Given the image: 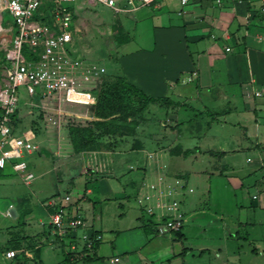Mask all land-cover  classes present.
<instances>
[{"label":"crops","instance_id":"crops-1","mask_svg":"<svg viewBox=\"0 0 264 264\" xmlns=\"http://www.w3.org/2000/svg\"><path fill=\"white\" fill-rule=\"evenodd\" d=\"M168 1L135 11L110 9L119 18L123 35H117L113 44H109V47L114 45L116 52L108 49L116 58L117 50L126 51L119 56V77H125L146 95L163 97L168 102L151 103L144 115L137 117L134 130L120 135L123 141L114 150L76 153L69 138L63 142L77 154L75 166L65 164L71 177L70 186L79 194V200L70 203L68 209L86 221L85 227L76 231L78 239L70 241L79 252L84 232L98 231L103 234V241L91 253L80 252L76 256V252H70L68 243L40 224L41 219L49 216L51 203L62 201L63 194L57 190L41 196L37 189L22 187L4 173L9 169V174L15 172L8 166L1 172L0 198L15 200L5 209L0 207V264H47L53 259L54 264H60L67 254L74 264H151L143 251L152 243L153 236L168 237L171 244H179L165 250L168 261L160 264H189L188 256L200 257L195 264H264L263 0H222L221 3L194 0L187 11L181 9L178 13L183 19L181 23L163 10ZM84 7L94 5L79 8L85 10ZM90 10H85V14H91ZM148 19H153L150 31L140 30L139 26H146ZM135 35L139 36V42ZM131 42L136 45L127 47ZM86 59L97 63L105 72H116L115 60L113 66L111 61L99 64ZM193 71L198 75L183 84L181 79ZM258 90L263 91L262 95H255ZM156 114H159L158 120ZM185 136L192 137V146H185L182 141ZM133 139L138 145L132 144ZM190 157L200 165L192 168V172L182 162ZM171 159L181 165L168 163ZM59 165L55 164L56 170ZM75 167L80 168L78 176L70 173ZM123 175L124 182L120 180ZM152 175L158 179L165 177L167 184L175 177L176 181L180 180L176 186L179 198L190 192L187 199L180 198L185 216L180 231L160 232L164 218L157 215L144 218L146 212L137 199L149 191V184L154 182L148 181ZM217 178L223 179L218 180L219 186L215 184ZM190 179L201 185H188ZM93 180L99 181L101 190L91 206L89 195L95 194L90 184ZM207 183L208 187L203 189L210 199L215 191L223 197L214 209L211 202H205L203 207L193 196L197 188ZM8 184H11L9 188L2 187ZM181 186L184 187L180 189ZM128 190L132 191L131 195ZM22 194H29L34 200L24 218L17 201ZM67 194L72 195L71 191ZM111 194L118 201H129L134 196L139 213L131 214L128 234L138 235L139 243L125 240L120 244L123 231L115 228L112 231L120 248L106 244L107 240L114 239L107 238L105 229L96 226L95 217L99 203L108 200L105 195ZM119 205L125 209L122 201ZM87 211L93 212L92 221ZM101 212L104 213L103 208ZM36 219L37 227L28 232ZM11 249L17 251L14 258L6 256ZM114 258L119 261L112 263Z\"/></svg>","mask_w":264,"mask_h":264},{"label":"built area","instance_id":"built-area-1","mask_svg":"<svg viewBox=\"0 0 264 264\" xmlns=\"http://www.w3.org/2000/svg\"><path fill=\"white\" fill-rule=\"evenodd\" d=\"M45 1L0 0V22L6 26L0 25V30L11 33L10 42L5 47V75L0 83V169L11 166L16 173L23 175L27 184L32 183L36 174L30 170L25 154L37 151L39 147L32 129H21L19 124L24 116L20 114L21 88L30 96L41 97L40 105L30 108L39 112L52 126L67 124L71 116L77 115L76 108L89 110L98 103L97 79L102 69L97 63L88 61L79 51L74 37L76 12L71 6L101 4L121 12L158 5L162 0H50L54 3L49 13L52 16L50 22L41 18L45 14L42 11ZM193 1L180 0V4L185 8ZM217 2L221 3L222 0ZM261 10L264 13V0ZM37 14L41 17L37 18ZM27 48L32 53L30 57H27ZM197 75L198 72L193 71L183 78L184 82L193 81ZM262 92L258 90L254 93L260 96ZM177 194L176 186L167 184L166 178L161 176L157 182L150 183L149 191L137 199L146 214L164 218L160 232L180 231L184 226L182 202ZM70 202V195H66L59 203L53 201L51 205L55 210L47 218L41 219L40 224L52 229L55 235L68 243L70 252H76L74 255L91 253L103 241V234L93 230L84 232L80 238L83 247L79 252L76 244L70 240L78 239L76 231L84 228L86 221L81 215L70 213ZM158 212L161 214L158 215ZM16 255L14 249L6 253L8 258ZM116 261L119 258L111 259L112 263Z\"/></svg>","mask_w":264,"mask_h":264},{"label":"rangeland","instance_id":"rangeland-1","mask_svg":"<svg viewBox=\"0 0 264 264\" xmlns=\"http://www.w3.org/2000/svg\"><path fill=\"white\" fill-rule=\"evenodd\" d=\"M169 3L165 4L164 7V11L170 12L173 19L176 21H180V23L183 21L182 16H178V13L180 12L181 9H184L185 11H187L190 7V5H188L185 8H182L181 4L179 3V0H169ZM72 9L75 10V17H74V23L77 27V30L74 32V37L77 41V44L79 45V51L81 53V55L83 57L89 58L91 60H95L96 62L100 63H108L109 61L111 65H114V60L117 62V68L115 73H108L105 72L104 70H100V74L99 77L97 79V85L99 87V91H101L103 89V87L108 84V85H114L116 83V81L119 79V75L120 72L117 71L118 70V66L120 67V59L119 56L123 53H125L126 51L121 48L120 50H117V53L119 54L118 57L116 58L114 56L115 53H111L108 49L110 48L112 51L116 52V48L113 46L109 47V44H113L112 42H114L115 38L117 35H123L121 32V24L119 21V18H117V16H115L116 14H114V12L112 10H110L109 8L101 5V4H97L94 5V7H84L85 10H90L91 14L87 13L85 14V10H82L83 8H79V4L71 6ZM153 20V19H152ZM152 20H146L145 21V25L144 27L139 26V29L142 31H147L151 29V25H152ZM0 25L5 26L4 22H0ZM1 28V26H0ZM142 33V32H141ZM141 35V34H140ZM135 37L138 38V42H139V36ZM122 38V36H121ZM11 39V33L6 31V30H0V83L2 81V79L4 78L5 75V67H6V61L4 58V53H5V47L9 44ZM153 39V38H152ZM110 42V43H109ZM127 47H132L135 46V42H131L129 44H127ZM148 46V45H147ZM115 57V58H114ZM102 69V68H101ZM187 75H185L186 77ZM184 78V77H183ZM182 81V79H181ZM182 83L184 84V79L182 81ZM135 98V97H134ZM136 99V98H135ZM40 100L41 97L36 95L35 97L30 96L29 94H27V92L25 91L24 88H21V94H20V104L22 105L20 111H21V116L22 119L21 121H19L20 123V127L21 129L24 130H28V129H32L33 134H35V141L39 147V150L41 151V154L39 153V151H34L31 154L26 153L25 154V158L29 163L30 166V170L34 171V173L36 174V178L32 181V183L30 185L25 184V181L23 180V175H20L18 173L13 172L12 170V174H9L10 169L6 170L4 173L10 175L11 177L9 178V180H14L16 183H18L19 185H21L24 188L27 189H37L39 190L41 194V196H46L47 194L49 195L50 193L53 194L55 191L59 190V192H61L63 195L62 199L66 196V193L69 191H71V194H67L71 196V204L75 203L76 201L79 200V194L78 191H76V189L71 188L70 183H69V178H71L68 175V170L65 166V164H68L71 166V164H73L72 166H75V157H76V153L74 154V152H71L69 145L68 144H64L63 142H65L66 138L70 139L69 136V127L70 125H83L86 126L89 123H91V121L94 120H99L100 118L96 117L94 115V107L87 110L85 108L79 107L75 109V112L77 115H73L68 119V123L67 124H63L61 125V127L55 126V125H50V123H47L44 120V117L39 114V112L37 111H33L30 107H35V106H39L40 104ZM38 103V104H37ZM122 103V102H121ZM137 105V102L133 101V100H124L123 104L120 105L119 108H121V110L116 113L114 116L115 117H124L125 119L122 120H118L117 123L120 125V129H118L117 133H111L108 134L106 136H103L102 138H98V146H101L99 150L101 151H105V150H114L115 148H117L120 145V142L123 141L121 136L123 133L125 134L127 133H131L134 130L133 127V121H135V119H137L138 115H127L130 112V108L134 107ZM130 107V108H129ZM191 110H189L190 112ZM127 115V116H124ZM144 114L141 113V115L139 116H143ZM190 116H192V113H189ZM112 116V118L114 117ZM121 116V117H120ZM137 116V117H136ZM127 117V118H126ZM159 114H156L155 119L158 120L159 118ZM111 116L106 118V120H110ZM234 121V119H233ZM133 122V123H132ZM116 127V126H115ZM129 129V130H127ZM131 129V130H130ZM97 131V130H96ZM95 131V132H96ZM130 131V132H128ZM105 132V131H104ZM97 133V132H96ZM95 135H99L96 134ZM123 136V135H122ZM127 139V138H125ZM127 141V140H126ZM182 141H184V144L186 147L192 146V137L191 136H185L183 137ZM186 141V142H185ZM62 142V145H60L59 143ZM188 142L190 143L188 145ZM132 144L134 146L138 145L137 140L135 141V139L132 140ZM60 145V146H59ZM99 150H93V151H99ZM74 151V150H72ZM88 151H92V150H88ZM186 151V150H184ZM61 152V153H60ZM61 155V156H60ZM185 161H182L183 164L185 166H187V170L192 172V168L197 169L200 165L198 163H196L195 161H192V157L184 159ZM169 161V160H167ZM171 161L173 162H168L170 164L173 165H181L180 162H178V160L174 159ZM59 164H63V166H60V168L58 170H56L55 168V164L57 165ZM212 163V162H211ZM208 167L210 165H207ZM70 173H72L73 175L78 176L79 175V171L80 168L79 167H75V168H71L70 169ZM185 173V172H182ZM62 176V179L60 180L59 178ZM8 177V176H7ZM182 177V175H181ZM121 181L124 182L125 181V175H123L122 177H120ZM176 178V177H175ZM175 178L171 179V184H173V186H177V181ZM157 176L156 175H152L150 176V178L148 179L149 183L150 181H154L157 182ZM221 178H217V186L221 185L220 183H218V180ZM11 180V181H12ZM223 180V179H221ZM24 181V182H23ZM180 181V180H179ZM199 185L197 184L196 181L192 182V179L189 180V184L188 185ZM209 183V182H208ZM208 183L207 185L201 186L199 188L196 189V192L193 194V196H196L197 199L200 200L199 203H203V207L205 206V202H211V207L213 204V209L216 207L217 203H220V194H217V192L215 191V197H210L208 195H206L204 193V189L208 187ZM92 187L95 188V194L89 195V197H91L92 199V203L91 206H93V203L95 201V196L99 193V191L101 189H99V186L101 184H99V181L93 180V182L90 183ZM201 185V184H200ZM199 185V186H200ZM214 185V184H213ZM9 186H11V184L9 185H5L2 186L4 188H9ZM97 191V192H96ZM130 195L132 194V191L130 192L129 190L127 191ZM190 192L186 191L185 193H183L184 195H182L180 198H182V200L184 199V197L187 199L189 196ZM101 197V199H103L104 196H99ZM105 197L108 198V200L106 199L104 202L99 203L98 207H97V212H96V217H95V223L96 226H99L101 228H104L106 231V236L107 238H113V241L107 240L106 244H116V248L119 249L120 246H118V242H117V236L116 233H114V231H112L113 229H118L123 231L121 234H123L122 238H120V244H122L125 240V242L131 241H136L138 242V240H140L139 236L134 234L133 232L131 234H128V232H131L130 230H128V227L131 226V214L133 212L135 213H139L138 211V207H137V202L134 199V196L132 198H130V200H121L124 204H125V209H123L122 207H120V202L118 201V199L114 198L113 194L111 195H105ZM192 197V194H191ZM223 198V197H221ZM18 204L20 205L21 209H22V213L23 216H25L24 214H26L27 211H29L30 209H32V205L34 200H32V197L29 194H22L20 195V197L18 198ZM15 200V199H14ZM13 199H1L0 198V207L2 209H5L10 202H14ZM85 205L88 206V203L85 202ZM103 208L104 213L101 212V209ZM135 210V211H134ZM141 212V211H140ZM212 213V212H211ZM35 216L39 215L38 213L34 214ZM86 215L89 218V221H92V217H93V212L92 211H87ZM85 215V216H86ZM128 215V216H127ZM1 216V215H0ZM144 218H148V214H144L143 215ZM103 217V218H102ZM24 218V217H23ZM5 220H12L11 218H4ZM35 223V222H32ZM105 224V225H103ZM38 222L36 219V223L35 225L32 226V229H28L27 231L29 232V230H35V228L37 227ZM107 227V228H105ZM126 231V232H124ZM126 236H125V235ZM128 234V235H127ZM153 236V235H152ZM152 243L149 244L147 246V248H145L144 254L148 255L149 260H151V264H160L162 261H168V256L164 255L165 250L169 249L172 245L174 247H176V243H172L169 242L170 240L166 239L168 237H152ZM165 240V241H164ZM167 240V241H166ZM192 237L190 238V242H192ZM139 243V242H138ZM172 248V247H171ZM196 259H200L199 256L197 257H190L188 256V262L189 264H195L197 263L198 260ZM54 259L53 260H49L47 261V264H54ZM144 262V261H143ZM201 261H199L198 263H200ZM137 263V262H136ZM177 264V263H176Z\"/></svg>","mask_w":264,"mask_h":264},{"label":"trees","instance_id":"trees-1","mask_svg":"<svg viewBox=\"0 0 264 264\" xmlns=\"http://www.w3.org/2000/svg\"><path fill=\"white\" fill-rule=\"evenodd\" d=\"M53 6L54 3L52 1L50 0L45 1L44 5L42 6V11L45 14L42 17L37 14V18L41 17L43 20L50 22L52 16L49 13L53 9ZM26 54L27 57H30L32 55V53L28 48L26 49ZM4 58H5V53H4ZM130 99L137 102V105L131 108L129 107L130 112L129 114H127L128 116L134 114L138 116L141 115V113H143L147 109V107L153 102H159V101L168 102V99L163 97L155 98L146 95L143 91H141L140 89L129 83L125 77H119V79L116 81L114 85L106 84L103 87V89L99 91L98 103L94 107V115L100 118L99 120L91 121V123H89L86 126L83 125L68 126L69 136L74 151L76 153H81L83 151H88V150H99L101 146H98L97 143L98 138H102L103 136H106L111 133L114 134L117 133L118 129H120L119 127L120 125L117 123V121L125 118L121 116H120L121 118L115 117L114 115L121 110V108L119 107L120 105L123 104V101ZM110 116L111 119L109 121L106 120V118ZM112 116L114 117L112 118ZM133 122L132 123L135 124L136 119ZM95 133L99 135L96 136ZM125 134L128 133L126 132ZM2 171L3 170L0 169V178ZM54 210L55 207H52L51 212H53ZM23 217L24 216L22 213V218ZM98 246L99 244L96 245L95 249ZM74 262L75 261H72L71 259V255L67 254L64 262L60 264H74Z\"/></svg>","mask_w":264,"mask_h":264}]
</instances>
